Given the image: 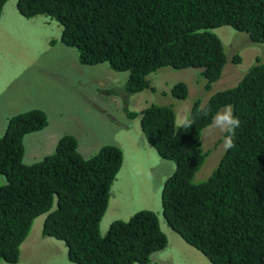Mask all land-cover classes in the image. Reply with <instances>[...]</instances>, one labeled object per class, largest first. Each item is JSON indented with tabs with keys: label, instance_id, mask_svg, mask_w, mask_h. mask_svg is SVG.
<instances>
[{
	"label": "trees",
	"instance_id": "obj_1",
	"mask_svg": "<svg viewBox=\"0 0 264 264\" xmlns=\"http://www.w3.org/2000/svg\"><path fill=\"white\" fill-rule=\"evenodd\" d=\"M7 1L0 0V16ZM16 7L24 18L56 21L61 42L78 51L82 65L107 63L127 72L124 90L131 94L157 93L145 79L163 68L201 69L208 92L227 62L213 29L227 26L264 44V0H17ZM232 63L241 57L234 55ZM169 94L182 101L188 88L176 83ZM227 104L241 121L235 147L196 184L207 157L202 131ZM203 106L209 115L201 113L199 100L192 104L189 128L176 126L171 107L151 104L141 111L146 143L175 166L163 184L162 216L211 264H264V62L257 59L236 86ZM47 125L42 110H29L12 116L0 137V263H18L34 220L46 215L42 236L63 242L73 264H149L168 244L154 212L138 211L100 234L122 151L105 145L84 159L75 136L64 135L53 154L26 165L24 137Z\"/></svg>",
	"mask_w": 264,
	"mask_h": 264
},
{
	"label": "rangeland",
	"instance_id": "obj_2",
	"mask_svg": "<svg viewBox=\"0 0 264 264\" xmlns=\"http://www.w3.org/2000/svg\"><path fill=\"white\" fill-rule=\"evenodd\" d=\"M16 3L17 0H8L0 16V137L12 116L38 109L47 115L48 125L24 137L26 165L53 154L64 135L75 136L84 159L99 152L102 146H115L122 151L123 162L100 222L101 236L112 222H126L138 211L148 210L158 217L168 241L163 251L151 256L149 264H211L166 225L161 194L164 181L174 171V163L160 158L146 144L140 115L128 119L123 107L138 114L151 104L171 107L176 126L180 127L195 101L204 105L213 94L236 86L257 59L264 62V44L252 43L247 34L227 26L213 29L222 42L227 62L221 78L208 92L203 88L201 69L163 68L147 76L157 93L145 90L130 96L124 91L127 72H116L107 63L82 65L78 51L61 42L62 30L56 21L47 16L24 18ZM234 55L241 57L238 65L232 63ZM176 83L187 86L185 100L169 94ZM223 134L209 136L205 129L202 131L200 140L207 157L195 174L194 183L205 181L217 167L225 152ZM45 217L34 220L29 236L20 246L17 264H73L67 259L63 242L42 236Z\"/></svg>",
	"mask_w": 264,
	"mask_h": 264
},
{
	"label": "clouds",
	"instance_id": "obj_3",
	"mask_svg": "<svg viewBox=\"0 0 264 264\" xmlns=\"http://www.w3.org/2000/svg\"><path fill=\"white\" fill-rule=\"evenodd\" d=\"M200 111L204 116L209 115V110L205 109L203 105H201ZM192 125L193 120L187 117L181 122V126L184 128H189ZM240 125L241 121L234 115L233 106L227 104L218 109L216 113L212 115L210 123L205 128V132L209 136H212L217 132L224 133L225 135L223 136L222 147L225 151H227L235 147V130L240 127Z\"/></svg>",
	"mask_w": 264,
	"mask_h": 264
},
{
	"label": "flooded vegetation",
	"instance_id": "obj_4",
	"mask_svg": "<svg viewBox=\"0 0 264 264\" xmlns=\"http://www.w3.org/2000/svg\"><path fill=\"white\" fill-rule=\"evenodd\" d=\"M146 81H148L147 80V76H146V79H145ZM150 84V83H149ZM151 86V85H150ZM152 87V86H151ZM145 90H149V89H143L142 91H139V92H137V93H133V94H131V93H128V92H126L125 90V93L127 94V95H130V96H132V95H136V94H139V93H141V92H143V91H145ZM150 91V90H149ZM142 111V110H141ZM141 111L139 112V114L138 113H136V112H129L125 107H123V112H124V114L126 115V117L128 118V119H134L133 117H134V115L136 114L137 116L138 115H140V119H141V117H142V114H141ZM136 116V117H137Z\"/></svg>",
	"mask_w": 264,
	"mask_h": 264
}]
</instances>
